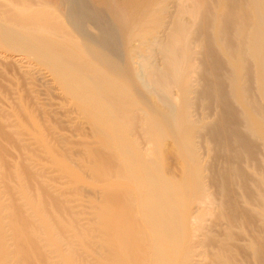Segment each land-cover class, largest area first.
Masks as SVG:
<instances>
[{
	"label": "bare ground",
	"instance_id": "bare-ground-1",
	"mask_svg": "<svg viewBox=\"0 0 264 264\" xmlns=\"http://www.w3.org/2000/svg\"><path fill=\"white\" fill-rule=\"evenodd\" d=\"M10 41L0 264H264V0H0Z\"/></svg>",
	"mask_w": 264,
	"mask_h": 264
},
{
	"label": "rangeland",
	"instance_id": "rangeland-1",
	"mask_svg": "<svg viewBox=\"0 0 264 264\" xmlns=\"http://www.w3.org/2000/svg\"><path fill=\"white\" fill-rule=\"evenodd\" d=\"M10 27H11V26H10L9 24H7V25L3 28V30H4V31H8V30L10 29ZM16 45H17V41H10V42H8V44H7L8 47L6 48V47L2 46V48L0 49V54L3 55V56L6 55L7 57H9V58H11V59H12V58H15V59H16V58L18 57L17 55H18L19 53L15 52V51H11V50H9L10 48H14ZM11 62H12V61H11ZM6 63H7V62H6ZM9 63H10V62H9ZM9 63H8V64H9ZM10 65H11V64H10ZM11 68H12V67H8V68H6V73H7V75H10V76L12 77V74H15L14 72H16V71L14 70V72H13V70H11ZM11 73H12V74H11ZM13 76H14V75H13ZM16 76H17V74H16ZM3 82H4V81H3ZM3 82H0V88H1L0 90H2L3 92H5V91H6V92H9V90H7V89H10V88H8L7 86H4V85H6V83H5L6 81L4 82V85H2ZM41 84H42V83H41ZM41 84H40V86L43 85V84H42V85H41ZM44 86L48 87V89L50 88L47 84L42 86L43 89H41V87H40V89L43 90V93H45V92H44ZM2 87H4V88L2 89ZM5 88H6V90H5ZM48 89H47V91H49ZM10 90H11V89H10ZM45 90H46V89H45ZM10 92H11V91H10ZM10 92H9V93H10ZM52 92H54V91L52 90ZM9 93H6V94H9ZM46 94H47V92H46ZM49 95H51V98L54 97V98L57 100V95H56V93H54L53 95H52V94H49ZM49 95H46L47 98H46V97H44V98H46V99L48 100ZM54 95H55V96H54ZM44 96H45V95H44ZM51 98L49 99L50 101H52ZM54 98H53V101H52V102H55V103H56V100H55ZM49 100H48V102H49ZM58 102H59V98H58L57 103H58ZM55 103H54V104H55ZM57 103H56V104H57ZM174 161H175V160L171 158V160H170V164H171V166L173 165V166H172V168L174 167L173 169H177V168H178V167H177V166H178V163H176V161H175V162H174ZM172 162H173V163H172ZM175 164H176V165H175Z\"/></svg>",
	"mask_w": 264,
	"mask_h": 264
}]
</instances>
